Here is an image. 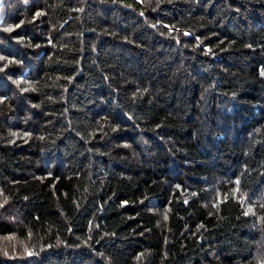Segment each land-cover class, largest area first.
Returning a JSON list of instances; mask_svg holds the SVG:
<instances>
[{"label":"trees","instance_id":"16d2710c","mask_svg":"<svg viewBox=\"0 0 264 264\" xmlns=\"http://www.w3.org/2000/svg\"><path fill=\"white\" fill-rule=\"evenodd\" d=\"M0 264H264V0H4Z\"/></svg>","mask_w":264,"mask_h":264},{"label":"water","instance_id":"95a60500","mask_svg":"<svg viewBox=\"0 0 264 264\" xmlns=\"http://www.w3.org/2000/svg\"><path fill=\"white\" fill-rule=\"evenodd\" d=\"M4 6V0H0V11H1V8Z\"/></svg>","mask_w":264,"mask_h":264}]
</instances>
